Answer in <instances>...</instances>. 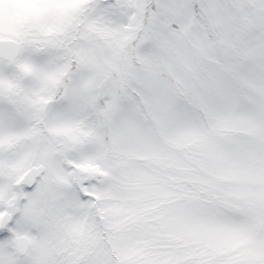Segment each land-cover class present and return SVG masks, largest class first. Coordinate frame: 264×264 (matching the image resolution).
<instances>
[{
    "label": "snow or ice",
    "instance_id": "obj_1",
    "mask_svg": "<svg viewBox=\"0 0 264 264\" xmlns=\"http://www.w3.org/2000/svg\"><path fill=\"white\" fill-rule=\"evenodd\" d=\"M0 264H264V0H0Z\"/></svg>",
    "mask_w": 264,
    "mask_h": 264
}]
</instances>
